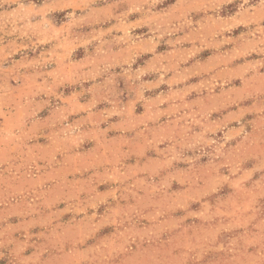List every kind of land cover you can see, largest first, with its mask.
I'll return each mask as SVG.
<instances>
[{"label":"clouds","instance_id":"9594fccd","mask_svg":"<svg viewBox=\"0 0 264 264\" xmlns=\"http://www.w3.org/2000/svg\"><path fill=\"white\" fill-rule=\"evenodd\" d=\"M165 3L0 0V264H264V0Z\"/></svg>","mask_w":264,"mask_h":264},{"label":"rangeland","instance_id":"374dc122","mask_svg":"<svg viewBox=\"0 0 264 264\" xmlns=\"http://www.w3.org/2000/svg\"><path fill=\"white\" fill-rule=\"evenodd\" d=\"M97 2L98 3H101V5H98V6H103L102 4L103 3H106L107 0H97ZM174 3H175V0H166L165 5H163V6L164 7H167V6H170L171 4H174ZM234 11H235V7L232 6V5H229L225 9L222 10L221 15H231V14H234ZM62 15L63 14H58V17L57 18L58 19H61L62 18ZM105 27H107V25ZM242 31H243L242 28L241 29H237V30H235V32L233 33V35L238 36ZM146 32H147V29H138L136 31V34L137 35H140V34H143V33H146ZM167 50H169V49H168L167 45L164 44V43H162L161 46L157 49V51L159 53H163V52H165ZM211 54H212L211 50L201 49L200 52L198 53V55H199L198 59L201 62L207 60L209 62L214 63L215 61L210 56ZM30 55H31V53H30ZM254 55H255V53H254ZM75 56H76L77 59L83 58V50H78V52H77V54H75ZM15 58L16 59H19V54H17V57H15ZM150 58H151L150 55H147V56L142 57L140 60L137 61V66H143L144 61L147 60V59H150ZM253 58H255V57H253ZM237 59H239V58H237ZM190 63H191V61H190ZM233 63H235V61H233ZM134 67H136V66H134ZM117 71H119V70L117 69ZM230 75H232L236 79H239L240 78V73L239 72H233V73H230ZM145 79H151V78L150 77H146ZM193 82H195V81H193ZM243 83H244V87L246 89H249V90H257V89L251 88L248 82L244 81ZM234 84L237 87L240 86V82L239 81H235ZM121 87H123V84L122 83H121ZM160 90H166V86H162V88ZM160 90H157V93ZM70 91H71L70 89H66L65 90V94L66 95L67 94H70ZM99 107H103V106H99ZM136 112H137L138 115L139 114H142V112H143L142 106H138ZM42 115H46V113H44ZM216 117H217V114H214L213 115V118H216ZM87 147H91V145H88ZM132 162H134V161H130V163H132ZM201 162L202 163H206V158L204 160H202ZM181 166L183 167V165H181ZM108 187L109 186L102 184V185H99L98 186V188H99L98 190L99 191H106V190H108ZM173 190H179V186L178 185H173ZM60 207L62 208L63 205H60ZM197 207L198 206H196V205L193 206L194 209L197 208ZM100 211L102 212L103 209H100ZM177 215H179V213ZM68 218L69 217L66 216V217H64V220L66 221ZM10 220H13V222H16V221L18 222V218L17 217H11ZM111 231H112L111 228L104 229V230H102V235H108V234L111 233Z\"/></svg>","mask_w":264,"mask_h":264}]
</instances>
